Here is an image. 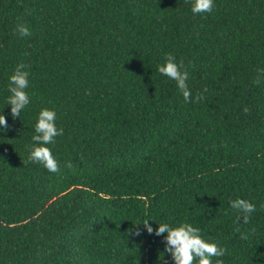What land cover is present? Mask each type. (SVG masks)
<instances>
[{
	"label": "trees",
	"instance_id": "obj_1",
	"mask_svg": "<svg viewBox=\"0 0 264 264\" xmlns=\"http://www.w3.org/2000/svg\"><path fill=\"white\" fill-rule=\"evenodd\" d=\"M213 3L0 0V264H174L145 220L199 228L227 249L213 264H264V0ZM168 53L201 102L158 72ZM21 62L30 103L13 120ZM43 108L63 129L57 173L28 161ZM236 198L256 205L247 224Z\"/></svg>",
	"mask_w": 264,
	"mask_h": 264
},
{
	"label": "clouds",
	"instance_id": "obj_2",
	"mask_svg": "<svg viewBox=\"0 0 264 264\" xmlns=\"http://www.w3.org/2000/svg\"><path fill=\"white\" fill-rule=\"evenodd\" d=\"M191 11L193 14L210 13L213 11V0H190ZM16 32L20 36H30L29 28L23 24H18ZM29 65L23 62L17 64L13 74L9 78L10 96L7 99V105L11 106V116L13 120L20 118L23 109L30 103L26 89L29 86V72L25 69ZM123 67V66H122ZM160 74L167 76L175 81L180 93H182L185 103H199L205 99L204 93L208 92L205 87L202 91H198L193 98L191 90L188 87L189 72L184 68L183 62L179 64L176 58L171 53L166 54L165 63L157 66ZM257 76L253 81L259 85L261 77L264 76V69H257ZM244 113L249 112L247 106L243 109ZM0 131H7L10 128L5 116L0 114ZM35 135L32 137L34 142L30 148L28 157L29 162L42 164L49 172L57 173L60 171V165L52 154V151L47 145L54 144L57 136L63 135V129H58L56 126V112L48 108H43L35 124ZM65 167L71 168L70 162L65 164ZM230 208L238 212L237 223H249L251 214L256 211V205L246 199L236 198L230 201ZM149 234L156 236H164V251L168 253L174 264H213V257H222L226 254L227 249L219 246L217 243L209 242L201 235V230L193 227L190 223H181L178 226H170L168 223L158 224L155 230L152 228L149 220H145L142 224ZM139 225H134L135 231L129 229L128 234L140 236L141 231ZM240 232V228L235 229ZM255 232V229L252 230ZM241 239L247 240L249 234L241 233ZM215 264H224L222 259H216Z\"/></svg>",
	"mask_w": 264,
	"mask_h": 264
}]
</instances>
